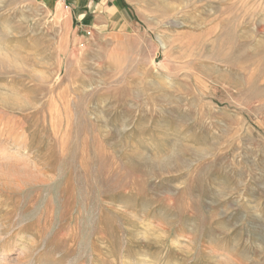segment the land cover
I'll return each instance as SVG.
<instances>
[{"label": "rangeland", "instance_id": "1", "mask_svg": "<svg viewBox=\"0 0 264 264\" xmlns=\"http://www.w3.org/2000/svg\"><path fill=\"white\" fill-rule=\"evenodd\" d=\"M0 264H264V0H0Z\"/></svg>", "mask_w": 264, "mask_h": 264}]
</instances>
